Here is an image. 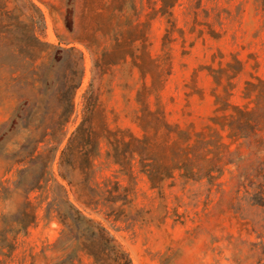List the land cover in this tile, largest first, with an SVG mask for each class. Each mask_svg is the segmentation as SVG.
<instances>
[{
    "label": "rangeland",
    "instance_id": "rangeland-1",
    "mask_svg": "<svg viewBox=\"0 0 264 264\" xmlns=\"http://www.w3.org/2000/svg\"><path fill=\"white\" fill-rule=\"evenodd\" d=\"M58 9L46 13L47 28L44 40L55 44H74L85 52V72L80 87L76 90V112L67 125L68 134L83 120L85 102L92 96L99 105L110 128L129 127L142 134L137 120L140 108L137 91L142 85L141 73L130 64H121L102 73L93 67L91 53L75 42L77 33L70 28L71 8L67 2L54 0ZM139 20L146 23L148 49L155 57L168 52L170 74L159 92V103L168 121L183 127L203 128L214 113L216 83L207 69L219 68L234 61V56L244 62V70L233 80L232 100L243 102L242 90L245 81L252 75L264 77V0H179L173 8L176 27L171 41L164 46V35L169 27L167 17L157 13L160 0H133ZM84 9L83 0H77V23L80 24ZM62 61V60H61ZM45 59L47 82L35 90H22L17 80L12 81L11 97L0 99V236L4 227V216L9 222L15 218L24 201L26 188L36 184L45 170V162L14 163L19 150L45 111L54 106V85H60L72 74V66ZM52 84V85H51ZM54 84V85H53ZM221 90V89H220ZM30 98L28 107L34 104L36 119L32 127L16 125L14 113ZM150 104L155 107L156 96ZM100 115L94 118L99 124ZM235 144L233 147H236ZM100 155L95 161L89 182L94 189L104 187L108 179H118L132 189L133 202L126 207L125 215L116 219L111 208L100 203L86 208L78 199L77 187L83 176L78 171L70 172L64 181L69 197L84 208L96 220L102 222L127 249L133 264H264V171L258 176V163L264 153L251 155L254 148L242 146L241 158L227 166L218 180L221 185L208 180L195 181L177 176L167 180L161 187L153 188L148 177L136 172L135 178L121 172L107 156V144L102 141ZM41 143L39 152H43ZM239 164L240 166L238 167ZM25 172L20 170L27 168ZM253 174L252 180L238 186V176L246 171ZM56 174L59 165L54 166ZM262 182V192L250 184ZM9 187L8 193L3 187ZM36 210L37 220L26 230L9 226V239L15 243L13 252L1 255L4 264H56L69 252L60 242L62 225L55 216L47 215L52 195L45 188V180L29 194ZM62 264H94L82 254L75 261Z\"/></svg>",
    "mask_w": 264,
    "mask_h": 264
},
{
    "label": "trees",
    "instance_id": "trees-1",
    "mask_svg": "<svg viewBox=\"0 0 264 264\" xmlns=\"http://www.w3.org/2000/svg\"><path fill=\"white\" fill-rule=\"evenodd\" d=\"M62 2L64 0H61ZM179 0H160L156 12L167 17L169 27L163 37L164 46L171 41L176 27L173 8ZM68 16L72 33H77L75 42L82 44L93 57V67L97 72H106L121 64L138 68L143 80L137 91L140 108L137 120L142 134H136L129 127L110 128L92 96L87 97L83 120L68 134L67 125L76 112L75 95L80 87L85 67V52L71 42L55 45L44 40L47 28L46 13L40 3L45 4L52 14L58 6L54 0H0V99L10 98L12 81L17 80L21 89L35 90L47 82L45 59L49 64L54 60L72 66V74L60 85H54V107L45 111L26 141L15 153L14 163L45 162L44 174L40 180L26 188L24 201L12 222L4 216V227L0 236L1 255L13 252L15 243L9 239V226L26 230L37 220V210L29 197L34 189L45 180V188L52 195L48 203L47 215L55 216L62 225L60 242L65 250L63 260L56 264L75 261L82 254L92 259L94 264H133L127 249L111 231L70 197L64 184L75 183L70 172L78 171L83 178L76 182L78 199L86 208L104 203L111 208V215L119 219L125 215L126 207L133 202L132 189L120 180L108 179L104 187L94 189L89 177L102 141L107 144V156L120 167L121 172L135 178L136 172L145 174L153 188L161 187L167 180L177 176L210 184L221 185L218 180L227 166L242 160L241 148H254L251 155L264 153V77L252 75L245 81L242 90L243 102L232 100L234 79L244 70V62L234 56V61L226 66H208L216 83L214 113L207 124L197 130L192 126L183 127L168 121L159 101V92L170 74V56L165 53L155 58L148 49L146 23L139 20L133 0H83L84 9L80 24L77 23L76 4ZM52 64V63H51ZM52 85V84H51ZM221 89V90H220ZM156 96L155 107L150 104L151 96ZM26 103L14 113L16 125L32 127L36 119L34 104ZM100 115L99 124L94 118ZM45 143L43 152H39ZM237 144L236 147H233ZM59 165L58 174L54 171ZM238 167L240 166L237 164ZM28 167L21 169V172ZM246 171L238 176V186L252 180L253 174ZM258 176H263L264 155L260 157ZM245 180L240 181V178ZM256 193L262 192V182L250 184ZM4 193L10 191L4 186Z\"/></svg>",
    "mask_w": 264,
    "mask_h": 264
}]
</instances>
